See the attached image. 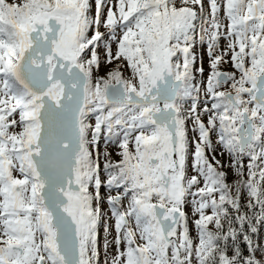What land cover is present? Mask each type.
I'll return each instance as SVG.
<instances>
[{
    "label": "snow or ice",
    "instance_id": "6c2138e0",
    "mask_svg": "<svg viewBox=\"0 0 264 264\" xmlns=\"http://www.w3.org/2000/svg\"><path fill=\"white\" fill-rule=\"evenodd\" d=\"M209 8L202 88L204 0H0V264H264L248 235V255L227 247L234 224H264V0H225L226 25ZM213 134L227 166L207 155Z\"/></svg>",
    "mask_w": 264,
    "mask_h": 264
},
{
    "label": "rangeland",
    "instance_id": "374dc122",
    "mask_svg": "<svg viewBox=\"0 0 264 264\" xmlns=\"http://www.w3.org/2000/svg\"><path fill=\"white\" fill-rule=\"evenodd\" d=\"M209 3H210V0H204V13H203V16L198 15L197 20L194 22L195 25H196V29H195V32H194L195 42H194L193 48L191 49V52H192V54L195 57L194 63L192 65L193 75H194V83L195 84H199L202 88L207 83V77L209 75L210 69H209V58L207 56V42L206 41H205V43H201L200 42L199 33H200V25L202 23V20L204 18L210 19ZM217 3H218L219 8H220V11L218 12V16L221 19V23L226 25L227 24V20L224 19V15H223V5L225 3V0H217ZM196 10L199 13V6H196ZM100 31L101 32H105V29H103L101 27ZM221 31L223 32L224 29L222 28ZM114 49H115V45H113V50ZM223 49L224 48L217 49V53L222 51ZM99 51H100L101 56L103 58V51H104L103 46L99 49ZM201 67H203V69H204L203 74H201L198 71V69L201 68ZM221 68H222L223 71H233V69L229 65H222ZM107 70L108 69L102 64L100 69H99V75H104ZM203 100H204V97H203V94L201 93L200 94V104H201V106H202ZM190 102L191 101H189V103ZM17 119H18V117H17ZM188 128H189L188 137H189V140L191 141L193 139V133L191 131V124L190 123L188 125ZM16 130L18 131L19 129H16ZM211 138H212L213 147H214L215 150L212 151V152H207L208 157L211 159L213 156H215V158L217 160H220L223 165L227 166L229 164L228 155L227 154H224V155L220 154L221 153V148L216 144V137H215L214 134L212 135ZM192 149H193V146L190 144V148H189L190 153H191ZM98 151L101 154L105 151V142H104L103 139H101L100 142H99ZM107 151L112 154L111 158L113 159V161L118 159V157L116 156L117 149L111 143H109L107 145ZM104 162L105 161H104L103 155H101L100 159H99V163H100L101 169H103ZM243 162L246 165L248 163L247 158H245ZM190 164H191V157H189V162H188V174L192 175L194 173L192 172ZM224 170L228 171L227 167H225ZM101 175H102V178H103L104 177V173L101 172ZM227 182L229 184H232V183L235 182L234 173L231 172V171H228ZM112 194H115V192H113ZM101 196L102 197H106L107 196V189H104V188L101 189ZM188 199L190 201L192 198L188 197ZM247 203H248V197H247V193H246V190H245L243 192L242 198L240 200V204H241L240 211H241V213L247 214L250 218L256 216L257 214H259V212H260L259 206H256L253 209H249V208H247ZM243 205H245V206H243ZM100 207H101V212H102V217L103 218L101 220L100 225L98 226L97 231H98V241H99L98 247H99L100 253H101L100 260H101V262H103L104 259H105V256H104L105 249H104L103 245H104V240H105V235H106L105 232H104V222L107 221V224H108V228H109L108 239L110 241L114 239L115 231H114V221L109 218L110 217V207L106 203V200L101 203ZM243 207H245V208H243ZM184 210L186 211V213L188 215L190 235L192 236L193 240L195 241L196 237H197V232H196L195 226L192 223V221L196 217H193L192 209H191L190 206H185ZM206 211H209V210H206ZM230 213H231V215H232V217L234 219L236 213L234 211H231V210H230ZM209 214H210V212H209ZM234 227L236 228L238 235L241 234V233H243L244 235H248V236L254 235V238L257 236V231H261V236H262L261 245H264V224L255 225V227L257 228V231L255 233H252L249 230L248 225L246 226V228H244V227L241 228L240 225L237 223V224H234ZM245 229H246L247 232H245ZM244 235H242V238H243ZM230 242H232L231 239H229L227 241V244L230 245ZM108 252H109V257L108 258L110 259L111 255L115 253V245L114 244H112L109 247Z\"/></svg>",
    "mask_w": 264,
    "mask_h": 264
},
{
    "label": "trees",
    "instance_id": "16d2710c",
    "mask_svg": "<svg viewBox=\"0 0 264 264\" xmlns=\"http://www.w3.org/2000/svg\"><path fill=\"white\" fill-rule=\"evenodd\" d=\"M243 206H245V205H243ZM243 208H245V207H243ZM246 226H247V224L244 225V228H246ZM245 232H247L246 229H245ZM242 235H244V234L243 233L239 234L238 238L235 241L230 242V245L227 244V247L230 250L239 249L241 251V254L246 256L249 254L248 253V244L243 240ZM249 237L252 241L253 247L261 245V243H262L261 231H257V236L255 238H254V235L249 236ZM229 255H231V251L229 252ZM259 255L260 254L257 252L256 253L257 258H259Z\"/></svg>",
    "mask_w": 264,
    "mask_h": 264
},
{
    "label": "bare ground",
    "instance_id": "6f19581e",
    "mask_svg": "<svg viewBox=\"0 0 264 264\" xmlns=\"http://www.w3.org/2000/svg\"><path fill=\"white\" fill-rule=\"evenodd\" d=\"M225 44H226V41L223 39V37L220 39V41H219V48L218 49H220V48H224L225 47Z\"/></svg>",
    "mask_w": 264,
    "mask_h": 264
}]
</instances>
